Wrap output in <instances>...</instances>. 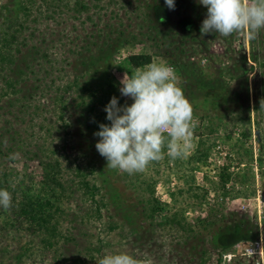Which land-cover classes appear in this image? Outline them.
Instances as JSON below:
<instances>
[{
	"label": "rangeland",
	"instance_id": "374dc122",
	"mask_svg": "<svg viewBox=\"0 0 264 264\" xmlns=\"http://www.w3.org/2000/svg\"><path fill=\"white\" fill-rule=\"evenodd\" d=\"M18 2L27 5L26 16L23 11L15 16L14 0H0V27L5 16L13 19L20 16L25 20L22 30L24 41L19 49L22 53H33L32 56L28 54V59L35 74L30 81L27 80V85L37 90L33 98L18 101L14 99L20 96H13L11 90L6 93V88L0 83V145L3 143L0 146V171L10 172L11 189H30V193H37L41 171L36 157L57 158L63 168L60 179L65 185L61 198L64 213L59 219L61 239L52 248H44L45 235L30 236L13 228L0 212V264H98L102 256L117 252H126L138 264H175L167 246L171 240L169 236H155L165 245L157 251V244H153L150 250L154 251V255H140L134 242L126 237L128 225L121 217L124 212L129 214L134 211V226L143 227L147 225L143 213L150 196L164 204L175 203L177 207H183L190 202L186 194L188 187H205L210 193L207 194V204L196 205L185 213L188 220L197 216L206 217L215 205L229 211H240L252 217L257 224L260 221L264 244V63L258 65L250 60L251 41L246 34H235L233 49L236 51L239 45L243 46L248 63L253 67L248 78V113H226L222 120H216L211 114L213 122H200L198 116L193 115V147L183 158L172 159L166 150H162L163 159L151 162L143 172L129 175L107 167L106 159L95 148L98 137L84 126L82 117L90 100L89 91H77L68 96L64 120L70 127L65 128L63 122L57 119L55 88L72 80V69H82L89 71L93 78L95 73L98 77L108 76L115 85V97L122 99V106L130 105L132 101L122 97L119 91L123 77L135 73L129 71L124 63L128 55L151 54L152 63L164 62L172 67L163 56L169 58L175 54L173 47L187 49L193 61H198L207 52L212 55L223 53L224 44L218 34H202L200 31L206 9L198 0H175L174 10H169L163 0ZM79 3L88 5V10L79 12ZM152 24L171 34L174 46L170 52L167 49L171 53L168 57L163 49L167 46L164 44L159 48L156 45V29H148ZM256 39L260 58L264 60V30ZM201 41L206 45L207 52L197 51L205 48ZM158 44L161 45V40ZM105 50L112 52L110 57ZM45 54L46 57H43ZM223 62L226 64L225 60ZM202 63L205 61L202 60ZM173 69L179 86L180 78ZM198 128L201 130H195ZM208 129H212L213 133L208 134ZM198 131L205 133L203 138L212 146L206 164L188 168L187 162L198 145ZM217 146L230 155L225 158L223 166L214 162L218 157L214 151ZM92 159L109 172L110 184L122 194L124 204L121 209L124 212H120V216L111 209L103 208L98 219L94 205L78 188L75 165L79 162L86 165ZM175 161L182 163L178 169ZM224 169L231 178L227 184L233 198L230 205L223 203L218 196L220 191L214 193L212 188L217 186ZM87 180L97 182V173H88ZM241 199L249 200L253 214L240 209ZM257 200L260 202V218L256 214ZM156 220L160 221L159 218ZM112 225L116 227L110 231ZM245 245L234 246L225 252L220 264L251 262L252 259L241 254ZM23 252L18 261L17 257Z\"/></svg>",
	"mask_w": 264,
	"mask_h": 264
},
{
	"label": "trees",
	"instance_id": "16d2710c",
	"mask_svg": "<svg viewBox=\"0 0 264 264\" xmlns=\"http://www.w3.org/2000/svg\"><path fill=\"white\" fill-rule=\"evenodd\" d=\"M14 2L16 3L13 6L15 16L22 11L26 16L27 5L18 2V0H14ZM79 6V12L88 10L86 4L79 3ZM23 22L25 20H22L20 16L14 19L5 16L0 27V83H3L6 93L11 90L13 96H20L14 99L18 101L33 98L37 90L27 85L31 76L35 74L28 59L29 55L32 56L33 53L30 51L22 53L19 49V45L24 41ZM157 27L152 24L148 29L150 31L156 29L154 35L157 37L156 45L162 48L165 44L167 48H163L164 54L168 57L171 53H168L167 49L170 52V48L174 46L171 34ZM235 34L229 37L220 36L224 44V51L221 55H212L211 53L210 55L202 41L201 44L205 45V48H199L197 51L207 52V55H201L198 61L191 60V53H188L187 49L184 51V47L183 49H181L182 47H173L175 54H171L169 58L162 55L175 68L180 78L179 87L183 89L193 115L198 116L200 122L205 120L213 122L211 114L215 116L216 120H222L226 113H248V78L253 67L248 63V58L242 49L243 46L239 45L236 51L233 49L236 40ZM158 40H161V45L158 44ZM107 52L105 50V54ZM37 53L38 51L35 54ZM111 53L108 52L106 55L110 57ZM43 57H46V54ZM202 60L205 63H202ZM224 60L226 64H224ZM250 60L258 65L264 63L259 55L257 39L251 40ZM152 62L153 55L146 53L130 54L124 61L129 71L135 72L144 69ZM88 72L74 68L72 69V80L55 88L54 100L57 106L55 110L58 113L57 119L63 122L65 128H69L70 124L64 120L68 96L77 91L82 93L89 91L90 100L85 108L82 121L87 129L95 133L99 131L100 124L110 123L105 119L104 108L110 99L115 97V85L108 76L104 75L100 78L95 73L93 78ZM118 101V106H122V99L119 98ZM208 130V134L213 133L212 129ZM204 134L202 131L196 133L198 145L187 162L188 168L204 165L208 160L211 144L203 138ZM163 150L167 151V148L165 147ZM36 158H38L37 164L41 171V182L37 193H30V189L27 191L11 189L10 172L0 171V188L7 189L12 195L11 206L8 209H3L4 213L2 210L0 212L4 214L5 219L9 220L8 222L13 228L25 231L30 236L45 235L44 248H52L62 237L59 219L64 213L61 208V198L65 191V185L60 179L63 168L57 158L41 159L38 156ZM181 164L179 161L174 162L177 169ZM74 170L79 179L78 188L94 205V213L98 219L101 218L103 208L111 209L118 216H120V212H124L121 209L124 204L122 194L110 184L109 172L101 168L96 159L88 160L86 165L79 162L75 165ZM94 172L97 173V182L95 183L87 180L88 173L94 174ZM230 179V175L224 169L218 178L217 186H212L213 192L219 190L223 197L231 196V192L226 190ZM186 192L190 202L183 207H177L178 205L176 206L175 203L164 204L153 195L150 196L146 201L143 213L144 222L147 225L143 227L134 226L135 222L132 221L135 215L134 211H130L129 214L124 212L121 218L128 225L126 237L129 236L134 242L140 255L147 253L154 255V251L150 250L151 245L157 244V251L165 245L163 241H157L155 236L163 238L164 235H167L171 238L167 244L169 254L175 264H220L225 252L234 246L253 243L259 238V226L252 217L245 213H239L240 211L226 210L222 206H212L213 208L206 217L197 216L188 220L185 213L196 205L200 207L207 204V194L210 193L205 187H188ZM156 218H159L160 221H157ZM115 227L112 225L109 230L112 231ZM23 255L24 252L17 257V260H21Z\"/></svg>",
	"mask_w": 264,
	"mask_h": 264
},
{
	"label": "clouds",
	"instance_id": "9594fccd",
	"mask_svg": "<svg viewBox=\"0 0 264 264\" xmlns=\"http://www.w3.org/2000/svg\"><path fill=\"white\" fill-rule=\"evenodd\" d=\"M174 10L175 0H163ZM206 9L202 34L229 37L244 33L251 41L264 30V0H198ZM174 69L164 62L151 63L131 76L127 74L119 89L128 97L130 105L118 106L112 97L105 106L108 124H100L95 144L98 154L105 158L107 167L129 175L143 172L155 161L163 159V149L172 159L183 158L193 145L191 142L193 112L178 86ZM12 204L11 193L0 188V209ZM98 264H138L126 252L106 254Z\"/></svg>",
	"mask_w": 264,
	"mask_h": 264
},
{
	"label": "built area",
	"instance_id": "2783aa9c",
	"mask_svg": "<svg viewBox=\"0 0 264 264\" xmlns=\"http://www.w3.org/2000/svg\"><path fill=\"white\" fill-rule=\"evenodd\" d=\"M214 151L218 154L217 160L213 159L214 162L217 164V166H223V163L225 162V158L227 156H230V155H228V153L226 151H224V149H222L220 146L215 147ZM214 173H215V171H214ZM200 180H202V177L200 178ZM196 186H198V185L196 184ZM226 190L230 191V186L226 185ZM211 196L214 197V194H212ZM218 196H219V199L223 203H225L226 205H230L233 202L232 196L223 197L221 193H218ZM240 202L241 203L239 204V206L243 212L253 214L249 200L245 201L244 199H241ZM259 203H260L259 201L256 203V205H257V213L256 214H257V216L259 215V218H260L261 211L259 208V206H260ZM258 226H259V230H260L259 238L256 241H254L253 243L245 245L242 248L243 252L241 253L244 257H249L252 260H251V262L243 263V264H264V244H263V239H262V230L263 229H262V225H261L260 221L258 222Z\"/></svg>",
	"mask_w": 264,
	"mask_h": 264
}]
</instances>
